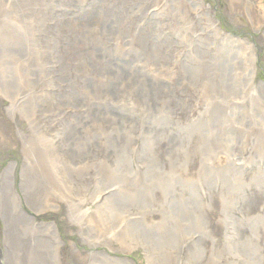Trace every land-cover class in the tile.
Instances as JSON below:
<instances>
[{
  "label": "bare ground",
  "instance_id": "1",
  "mask_svg": "<svg viewBox=\"0 0 264 264\" xmlns=\"http://www.w3.org/2000/svg\"><path fill=\"white\" fill-rule=\"evenodd\" d=\"M52 1L0 0V86L5 87V96L11 101L8 116L13 121L24 117L30 126L29 132L16 128L23 154L19 180L22 194L14 187L17 162H9L0 173V210L7 245L5 252L0 245V264H68V260L70 264H136L129 258H115L98 250L107 246L113 251L117 244L119 250L130 252L129 240L149 245L148 264H193L207 256L212 260L206 264H219L224 258L226 264H264V205L253 215L250 198L244 193L250 188L264 192V81L256 75V45L215 28L217 36L225 37L219 45L202 33L189 37L188 44L196 41L197 63L177 60L180 64L175 68H182L189 82L199 78L208 82L199 96L188 97L198 98L199 109L185 127V121H181L185 117L181 111L185 109L181 106L189 108L188 100L179 98L180 102L177 97L164 96L157 90L158 86L169 89L175 77V68L164 60L162 46L170 40L161 37V24L147 21L146 14L143 18L144 7L135 0H91L85 11L77 9L71 28L80 25V30L74 32V41L68 39L66 48L68 52L76 50V58L65 62L63 71L61 68L65 85L59 94L60 100L74 106L77 112L68 115L67 126L58 131L59 135L63 131L62 141L71 147L72 156L77 159L75 177L81 180L95 171L96 185L90 186L93 178H85L87 181L80 187L70 189L54 173L61 177L66 174L57 163L53 143L38 122L40 110L49 106L44 89L49 62L41 55L46 51L37 46L35 53L40 56L29 55L24 42L30 31L47 33L42 23L52 10ZM67 1L60 0V5ZM69 1L74 4L86 0ZM252 4L248 2L247 13L254 19ZM258 4L255 20L262 26L264 1L258 0ZM171 5L186 31L194 28L190 11L184 10L181 2ZM195 5L196 2L194 8ZM136 15L143 20L139 24L133 20ZM39 21H43L37 23L39 27L30 28ZM144 25H150V29H144ZM43 40L51 46L50 37ZM234 43H239V49L233 47ZM181 47L187 48L182 44ZM117 55L125 56L124 60L117 59ZM74 67L83 75V81H74L68 71ZM147 67H151V73ZM86 68L94 75L86 74ZM94 68L101 72L96 73ZM100 77L106 80L100 82ZM163 79L172 81L166 85ZM122 85H129L132 90L122 93ZM131 91L139 96L142 107L130 102L134 94ZM225 91L227 96L219 95ZM25 102H30L29 110L24 108ZM228 103L235 104L227 114L224 108ZM95 120L102 124L94 126ZM142 120L146 122L145 128H141ZM3 127L9 135L10 128L6 124ZM139 131L143 136L137 163L143 167L141 174L133 168L132 158ZM93 144L105 150L99 149L96 154L92 152ZM165 145L168 150L163 158ZM129 150L132 154L128 158ZM249 152L250 160L243 163L241 157ZM91 155L98 157V163H91ZM103 157L111 159L114 167ZM251 162L255 163L253 176L247 180L250 171L242 170ZM239 165L241 171L237 169ZM201 183L208 186L209 202L197 191ZM88 192L92 197L85 200ZM215 196L221 201L219 218L226 221L230 233L222 255L215 253L217 243L211 231ZM57 199L67 202L69 222L78 228L68 233H79L88 250H79L71 242L67 257L69 247L60 225L40 219L51 208H58ZM88 201L98 205L91 207ZM23 203L31 212L23 209ZM103 207L112 214L111 234L109 222L104 227L100 217L99 209ZM236 213L243 216V222ZM152 216H157V220H152Z\"/></svg>",
  "mask_w": 264,
  "mask_h": 264
},
{
  "label": "rangeland",
  "instance_id": "2",
  "mask_svg": "<svg viewBox=\"0 0 264 264\" xmlns=\"http://www.w3.org/2000/svg\"><path fill=\"white\" fill-rule=\"evenodd\" d=\"M91 0H86L84 2H74L73 1H67L63 6L60 5V0H53L51 2L52 10L50 14L48 13L46 15V19L43 21H39L36 23H32L30 25V28L32 27H39L38 24H41L42 27L46 28L48 31L45 33L42 31L40 34H34V31L30 33H27L25 44H26V50L30 51L29 55L36 56L37 54L36 49L37 46L42 47L46 53L41 54L42 58L45 56V60H48L49 64L47 65V70L45 71V81L47 86L44 87L45 91L48 93L49 100L47 99L49 106L38 113V122L39 125L43 131V133L47 134L50 139V141L53 143L54 150L57 154V163L59 164V167L64 168V172L66 173L62 177L58 174V172L54 171L56 177H58L62 183L66 187H70L72 189V186L77 189L80 187L84 182H86V179L90 180V186H95L96 181L94 180V175H96V172L93 171L89 175L84 176L83 179L80 180V178L75 177L74 171L77 170L78 166L75 165V161H77L76 158L72 156V153L70 151L71 147L67 146V143H64L62 140V135H59V129H63L67 126V123L69 122L68 115H71L72 113L77 112V109L74 108V106H67L66 104L70 105L68 102H62L60 100L59 94L64 91V83L61 81L62 76L64 75V63H71V61L76 56L73 55L74 51H66V48L69 47L68 45V39L69 40H75L74 38V32L80 30V25H73L74 28H71L73 16L75 15V11L77 9H81L83 11L86 10V6L88 5V2ZM137 5L144 7L143 15L144 18L145 14L148 18L147 21H157V23H160L163 29V35L161 37L168 38L170 40L169 43L164 44L162 46V50H164V60L165 62L170 65L171 68H175V66H178L180 63H176L177 60L180 62L187 60L191 65H196L198 60V54H196V41L192 40L193 42L189 43V37H197V34H203L205 38L209 39L210 42H213L216 45H219L222 40H224L225 37L223 36H217L214 33V29H219L221 33L225 34H231L234 36L233 38H238L241 40H245L246 38L250 40V42H253L256 45L257 48V57H256V75L258 80L264 81V24L260 26V23H257L255 20V12L258 10V0H135ZM175 2H181L182 7L185 10L190 11L189 19L194 23V28H192L189 31H186V29L183 27V21L180 18V15L176 13L175 7L173 8L171 4ZM264 1V0H263ZM196 2L195 8L193 6V3ZM248 2L253 3L252 9V16L254 15V19L248 15L247 13V7ZM55 3V4H54ZM62 3V2H61ZM64 3V2H63ZM72 3V4H71ZM76 8V9H75ZM153 18V19H152ZM133 20L135 24H139V22L143 21L141 20L140 15H136V17H133ZM38 23V24H37ZM30 24V23H29ZM35 25V26H34ZM38 25V26H36ZM143 26L144 29L149 28L150 25ZM26 30L29 29L28 25H25ZM41 27V28H42ZM42 30H45V29ZM53 29V33L52 30ZM195 33V36H194ZM49 34V35H48ZM46 36L50 37L51 39V46H47L43 40ZM237 36V37H235ZM181 44L187 48L183 49L181 47ZM233 47L236 49H239V43H234ZM68 49V48H67ZM161 50V51H162ZM69 53V54H68ZM40 56V55H37ZM72 57V58H71ZM80 57V56H79ZM117 59L124 60L125 56L123 55H117ZM34 59V58H32ZM33 61V60H32ZM75 63V62H74ZM84 62H82L83 64ZM13 64H16V62H13ZM66 65V64H65ZM82 70L85 68V64L81 65ZM160 66H158L159 68ZM197 69H199V66H195ZM96 73H100L101 71L98 70V68H94ZM182 68H175V77H173L172 80H174L171 83V86L168 88H163L161 86L157 87L158 92H163L164 96H171L172 98L177 97L176 100L180 101L179 98H182V100H188V97L196 94V96H199L200 90L202 86H205L206 82L203 83V80L205 78H199L197 82L188 81L185 76H183V73L181 71ZM68 71H70L71 74H73V79L75 82H81L83 81V75H79L77 72V69L74 68H68ZM85 72L86 74L90 73V69L86 68ZM148 73H151V67H147ZM84 74V72H82ZM167 73V72H165ZM93 74L94 73H90ZM97 75V74H95ZM192 76H196V74H191ZM233 76V73H232ZM43 76L41 75V78ZM94 76L93 78H95ZM234 78V77H233ZM100 80H106L105 77H100L98 79ZM166 82V85H168L171 81H168L167 79H163ZM44 81V83H45ZM102 82V81H100ZM129 86V85H128ZM128 86L122 85L120 88H122V93L127 92L130 88ZM133 86V85H131ZM134 89V87H133ZM132 90V89H130ZM129 90V91H130ZM167 90V91H166ZM6 89L4 86H0V122H2V125L0 126V173L2 170L8 165L9 162H17L16 165H14V173H16L15 180H14V187L16 191L19 194H22L21 189L19 188V180H20V173L22 169L23 164V154L21 150V144L17 137V126H19L21 129L25 132L30 131L29 122L26 120V118L18 116L14 121L11 119V117L7 114V107L10 105L11 101L7 99L5 96ZM166 91V92H165ZM121 93V94H122ZM131 93H134L131 91ZM22 98L25 97L23 93H21ZM228 92H219L220 96H227ZM195 96V97H196ZM20 97V96H19ZM137 94H132L130 97V102L136 106V107H142L140 99H138ZM195 97L189 98V108H185L184 105L181 106V109H185L181 111L182 113L185 112V117H181V121H185V127H187L188 122L193 119L194 114L198 111L199 108H196V105L198 103V98ZM132 98V99H131ZM60 101V102H59ZM181 102V101H180ZM26 103V102H25ZM24 103V108L29 110L30 102L27 105V103ZM233 104L235 103H228L224 110L228 114V112L232 111ZM176 111L179 110V107L175 109ZM193 111V112H192ZM186 118V120H185ZM98 119V118H97ZM188 119V120H187ZM96 122H93V125L96 126L98 124H102L99 120H95ZM99 121V122H98ZM187 123V124H186ZM4 124L7 125L9 130V135L7 134L8 130H3ZM146 122L142 120L141 128H145ZM105 127V126H104ZM137 127V126H136ZM97 128V127H96ZM136 134V130H135ZM137 142L135 143V150L132 152L129 150L127 152L128 158L132 154L133 158V168L135 169L137 174H141L143 172V167L140 166L138 162L139 157V149L141 146V139H143L142 133L139 131V136ZM165 141V140H164ZM158 143V142H157ZM159 144V143H158ZM65 145L67 147H65ZM98 146V145H97ZM100 149V148H99ZM99 149L93 144L92 145V152H97ZM161 149V148H160ZM100 150H105L104 147H102ZM168 147L165 145L162 149V157H166ZM176 152V151H175ZM249 155L251 153L249 152L248 155H245L241 157L243 163H246L250 160ZM91 163H98L97 156L91 155ZM102 159V158H100ZM104 161H107V164L109 166L114 167V162L111 161V159H106L103 157ZM260 161V159H259ZM77 163V162H76ZM255 163L251 162L250 164L244 165V169L242 170V167L239 165L237 166L238 170H242L243 172L250 171L249 174L246 175V179L249 180L251 176H253L252 168H254ZM262 165V163H261ZM110 167V168H111ZM141 167V170L139 168ZM86 178V179H85ZM94 180V181H93ZM88 183L85 184V186ZM17 185V187H16ZM94 189V188H93ZM86 191V189H85ZM91 192V190H89ZM198 193L200 196L206 201L209 202V189L208 186L205 183H201L199 188H197ZM256 191V192H255ZM88 192V195H85V200H89L92 195ZM253 192L255 194L253 195ZM245 194L249 196L250 200V207L252 210L250 211L253 215L258 214V212L263 208L264 205V192L260 193L259 189L250 188L246 189L244 191ZM104 194V193H102ZM100 197V196H99ZM23 202V201H22ZM90 203L91 207H94L98 205V203H91V201H88ZM212 205L215 207L212 211H214L211 214V231L213 240H216L217 243V251L215 252L217 255L224 254V247L227 244V238L229 233V228L227 226L226 221H221L219 218L220 210H221V201L220 198L215 196ZM55 206L58 207L57 209L51 208L48 210L46 215H43L40 219L45 222H56L58 225H60V229L62 232H64V239L67 242L68 250L66 255L67 257L70 256L71 252V242H75L79 250H83L86 248L88 250L89 248L84 245L82 242V237H80L79 233H73L69 234L68 231H77L78 228L72 227L69 219H68V210H67V202L63 200L57 199L55 201ZM23 209L26 211H30L29 208H27L26 203L22 204ZM27 208V209H26ZM162 210L165 211L163 208ZM217 211V212H216ZM31 212V211H30ZM99 212H101V220L103 221L104 227H107V222L112 221V214L110 210L106 207L100 208ZM159 214V213H158ZM248 213H246L247 215ZM49 215L51 217H49ZM235 215H238L240 218H242L241 222H243V216L239 213H236ZM152 220H157V216H152ZM5 225L3 222V215L0 210V245L2 246L3 252L6 251L7 245L5 244ZM111 234V224H110V231ZM249 232H246V235ZM34 237H31V241H33ZM209 241L212 243V240L209 239ZM130 245L132 246L130 252H124L119 250V246L115 244L116 250H111L107 246H100L98 248L99 251L107 252L108 254H113L115 258H129L132 261H134L136 264H148L150 261L149 257L151 256L146 251L147 245L143 242L137 240L132 242L129 240ZM114 244V240H113ZM149 246V245H148ZM211 244H207L208 250L210 249ZM97 249V248H96ZM210 254V252H209ZM150 255V256H149ZM155 256V255H154ZM71 260L73 258L71 257ZM211 261V257L207 256L202 262H193V264H206L207 262ZM219 264H226V259L224 258L222 261L218 262ZM64 264H67L66 262ZM68 264H70V261L68 260ZM74 264V263H73ZM184 264V262H183Z\"/></svg>",
  "mask_w": 264,
  "mask_h": 264
}]
</instances>
